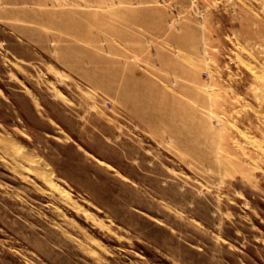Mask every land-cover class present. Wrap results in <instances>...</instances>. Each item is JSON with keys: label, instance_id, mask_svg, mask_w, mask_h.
I'll list each match as a JSON object with an SVG mask.
<instances>
[{"label": "rangeland", "instance_id": "1", "mask_svg": "<svg viewBox=\"0 0 264 264\" xmlns=\"http://www.w3.org/2000/svg\"><path fill=\"white\" fill-rule=\"evenodd\" d=\"M0 264H264V0H0Z\"/></svg>", "mask_w": 264, "mask_h": 264}, {"label": "bare ground", "instance_id": "2", "mask_svg": "<svg viewBox=\"0 0 264 264\" xmlns=\"http://www.w3.org/2000/svg\"><path fill=\"white\" fill-rule=\"evenodd\" d=\"M12 150L19 152L22 155V157L26 158L30 162H33V164H35L36 166H38V168H41V171L44 172L43 175L49 176V175H47V171H46L47 169L45 168V166H42V163L40 162V159L37 158V157H35V156H33L32 153L28 152L26 149L25 150L22 149L18 145H12ZM38 171H39V169H38Z\"/></svg>", "mask_w": 264, "mask_h": 264}]
</instances>
